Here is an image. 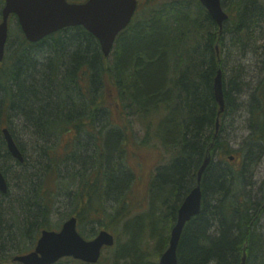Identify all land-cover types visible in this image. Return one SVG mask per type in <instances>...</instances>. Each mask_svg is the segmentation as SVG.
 Here are the masks:
<instances>
[{"label": "trees", "instance_id": "1", "mask_svg": "<svg viewBox=\"0 0 264 264\" xmlns=\"http://www.w3.org/2000/svg\"><path fill=\"white\" fill-rule=\"evenodd\" d=\"M246 1L247 13L255 8L250 17L241 2L227 7L222 0L232 9L221 32L198 0H139L137 14L108 58L82 27L37 44L25 39L18 23L11 28L0 64V167L9 185L7 194L0 193L1 264H15L12 258L30 252L42 231L60 229L73 215L83 236L86 225L108 231L122 225L112 249L115 264H150L147 250L154 246L161 255L169 245L177 220L171 200L186 195L208 154L213 161L204 174L202 210L184 229L179 264H241L244 253L253 264L258 252L263 258L257 264H264V209L253 216L248 206L240 209L228 197L230 185L241 188L235 178L245 166L255 170L264 153L242 158L232 177L221 159L214 162L224 147L221 126L215 131V79L221 70L228 110L230 91L246 84L239 66L245 44L264 36V3ZM4 4L0 0V22ZM255 62L264 64L263 52ZM253 117L264 136V88ZM136 125L144 131V144L153 142L172 159L152 179L148 210L135 215L134 173L127 162L121 174L116 167L108 174L106 168L122 150L119 139L126 153L138 146ZM4 127L24 163L8 152ZM19 129L28 145L17 139ZM263 200L264 190V206ZM95 234L93 229L89 238Z\"/></svg>", "mask_w": 264, "mask_h": 264}, {"label": "water", "instance_id": "2", "mask_svg": "<svg viewBox=\"0 0 264 264\" xmlns=\"http://www.w3.org/2000/svg\"><path fill=\"white\" fill-rule=\"evenodd\" d=\"M220 26L228 19L223 12L221 0H199ZM138 8L137 0H88L85 3H69L68 0H6L0 23V63L3 62L9 38V19L17 16L20 27L30 43H39L45 38L70 27H83L100 43L105 57H109L116 38L131 23ZM214 90L221 108H224L223 79L219 71ZM8 151L19 162L25 161L23 154L8 129L3 130ZM210 159L199 171V179ZM0 191L8 192L7 181L0 170ZM202 193L195 189L181 206L177 224L172 230L171 246L160 258V264H178L177 247L183 230L201 210ZM115 238L102 231L94 240L86 241L77 230V220L64 223L60 232L43 231L35 251L14 258L21 264H55L67 257L96 264L104 247H112ZM1 262V261H0ZM241 264H247L243 257Z\"/></svg>", "mask_w": 264, "mask_h": 264}, {"label": "bare ground", "instance_id": "3", "mask_svg": "<svg viewBox=\"0 0 264 264\" xmlns=\"http://www.w3.org/2000/svg\"><path fill=\"white\" fill-rule=\"evenodd\" d=\"M232 1L234 2V5H236V3L241 2L240 7L242 8V10L246 11V13H247V9L250 7V4H248L247 1L244 3H242V2L245 0H232ZM225 3H226V0H225ZM229 4L232 5V3H230V2H229ZM201 5L205 8L208 15L211 17L208 9L202 3H201ZM226 5H227V3H226ZM139 6H140V4H138V8L136 10L135 15L137 14V12L139 10ZM222 8L224 10L223 12L228 16V19L223 23L222 27H220L214 21V19L211 17L212 20L218 25L221 32L223 31L224 27L226 26V24L231 19V13H230L229 9H232V8L227 9L226 6L224 7L223 5H222ZM254 13H255V8H252L247 13V16H245V17H250ZM263 39H264V36H261V39H259L256 42L252 41L251 43L245 44V45H247V50L243 53V55L241 54L242 59L239 57V60H240L239 66L241 68V71H243V74L247 77L246 82H245L246 84H244L242 89L234 87L233 90L230 91V92H232L231 93L232 105L230 106V109L227 110L228 106H227L226 101H225L226 95L224 93V90H223V94H224L223 95V97H224V108L223 109L221 108L219 102L217 101L216 94H215L216 103L219 106L218 118L216 120L215 131L217 132L218 130H220V126H221V130L224 131L225 125H226L228 119L229 118L232 119L233 116H235V115L239 116V114L242 113L243 115L239 116V118L240 117L243 119L246 118V123L248 124L247 140L249 141L252 138V135L254 136L249 141V144L246 143V145H244L242 148L238 149L237 151L231 150L228 141L222 139L221 142H222L224 147L217 153V156L214 157V162L217 163L218 160L221 159L223 161L222 168L227 169V172L231 173V177L234 176V174L237 173V170H239L242 167V162H241L242 158L245 159L252 152L254 153L255 151H259V150H262L260 152L264 153V136L259 135V133L256 130L257 125L255 123H253V121L255 119V117H253V114L255 113L256 110H258L260 108L261 100H262V90L264 88V64H263V62H262L261 66L259 65L258 62L256 63L257 64L256 67H258L260 72L263 74V76H261L259 74H258V76L263 77V78L262 79H253L250 76V71L252 69L251 66L257 60V55H259L262 52L264 53V51H263V49H264ZM229 51H230V48L225 50V52H224L225 58L228 56L226 54ZM223 131L221 132V137H222ZM113 137L119 138L118 135L117 136L114 135ZM119 140H120V145H121L122 150H121V152H117V154L115 156L116 161H110L109 162V164L106 168V172L108 174H109V172H111V168L113 169V167H116L118 173L121 174L123 172L122 168L125 167L126 161H127V165H128V159H127V153L125 151L124 140H121V139H119ZM225 144H226V147H225ZM166 156L168 157L166 164H168L171 162L172 155L170 153H167ZM207 159H210L208 166H207V168H208L209 165L212 163L213 158L210 156V154H208L204 163L206 162ZM117 161L120 162V165H117V163H116ZM233 162H237V163H233ZM261 162L262 163L259 166H257L255 168V170H254V167L252 168L251 166H249V167L245 166L244 173L240 176H237V178H235V179H238L239 184L241 186V188L239 190H234V189L232 190L231 185L228 187L229 188L228 197L231 200H233L234 202L237 200L239 202V208L240 209H242L241 205L248 206L250 209V213H253V216L256 215L260 209L261 210L264 209L263 202L262 203L260 202L261 193L264 190V187H263L264 179L261 182H258L256 180L257 179L256 173H257L258 169L260 168V166H264V161H261ZM204 163L202 164V166L204 165ZM202 166L200 167V169L197 172V175L195 176L194 184L191 187H189V189H188L189 192L188 191H187L188 193L185 192L186 195H184L180 200H177V199H175V201L171 200V203L173 204L172 209L174 208V213H175L174 215L176 216L177 220L179 217V211H180L181 206H183V204L186 202V200L190 196V194L197 188H200L201 193H202V201H201V210H202V204H203V187L202 186H203L204 174L207 170V168H206L205 172L203 173V175L199 179L198 173L201 170ZM128 167H129V165H128ZM70 193H72V192L70 191ZM71 197L72 196L70 194L69 199ZM210 204L212 206V209L216 210V208H215L216 202L211 201ZM201 210H200V213H201ZM261 210H260V212H261ZM74 216L75 215H73V218H75L77 220V224H78L79 223L78 218L74 217ZM197 216L193 217L189 222H187L186 225H188L190 222H192ZM263 216H264V211H263ZM70 218H72V217H70ZM70 218H68V219H70ZM177 220H175V223H174L172 230L176 226ZM261 227H262V225H261ZM171 233H172V231H171ZM182 235H183V233H182ZM182 235H181V238H182ZM171 236H172V234L169 235L168 248L161 255L156 251V248L154 249V246H151L150 250H147V261L150 264H153V262H157L159 264L160 258H162V256L169 250V248L171 246ZM181 238L179 240V244H178V247L176 250L177 257H178V249H179V245L181 242ZM103 255H104V253H101V257L96 264H101V262L103 260ZM244 256L246 257V262H248L247 253H244ZM262 258H263V254H260L259 252L256 253L253 257V263H258V261ZM74 260L79 262V260H77V259H74ZM242 261H243V259H242ZM83 263L84 264H90V263H85V262H83ZM178 264H179V260H178Z\"/></svg>", "mask_w": 264, "mask_h": 264}, {"label": "rangeland", "instance_id": "4", "mask_svg": "<svg viewBox=\"0 0 264 264\" xmlns=\"http://www.w3.org/2000/svg\"><path fill=\"white\" fill-rule=\"evenodd\" d=\"M82 0H68L69 3H77ZM225 1V0H224ZM264 3V0H260ZM230 3L232 0H226L227 7H230ZM13 27H16V23L14 22L12 24ZM253 64V63H252ZM256 62L251 66L250 76L253 79H262L263 77L258 76L263 74L260 72L258 67H256ZM246 77V76H245ZM247 78V77H246ZM243 114L240 113L239 116H242ZM238 115H235L228 119L225 129L222 134V139L227 140L230 146V149L233 151H237L238 149L242 148L248 137L247 133V127L248 124L246 123V118H239ZM137 133H136V146H130L127 151V159H128V165L131 169V171L134 173V181L131 186V197L132 201L135 204V215L139 213H143L147 211L149 207V201H148V190L149 185L152 182L153 177L155 176L157 169L161 166L166 164V161L168 160V157L166 156L167 153L163 148L155 147L152 143L150 144H144L143 143V135L144 131L141 127H139L141 130L138 129L137 125L135 126ZM17 139H21V143L28 145V143L23 140V132L21 129H19L16 133ZM143 143V145L141 144ZM233 155V154H232ZM127 162V161H126ZM237 163V162H233ZM256 180L258 182H261L264 179V166H260L256 173ZM133 204V205H134ZM54 219L56 222L60 220L59 215H55ZM262 226L264 227V218L262 221ZM122 225H116V228L114 231H112L116 236L118 234V231L121 229ZM93 229H95L96 234L99 232L100 227L97 226L96 228L92 227L91 225H86L84 227V236L88 239H92L94 237L89 238V235L92 234ZM264 231V230H263ZM124 240V238H122ZM114 259V250H105L103 255V260L101 264H115ZM64 261V262H63ZM62 262L64 264H72L69 262L68 259H64ZM257 264V263H253Z\"/></svg>", "mask_w": 264, "mask_h": 264}]
</instances>
